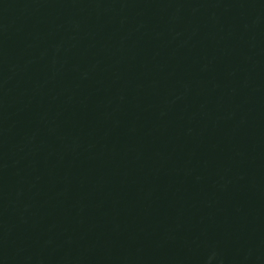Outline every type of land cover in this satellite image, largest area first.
I'll use <instances>...</instances> for the list:
<instances>
[{
  "label": "water",
  "instance_id": "95a60500",
  "mask_svg": "<svg viewBox=\"0 0 264 264\" xmlns=\"http://www.w3.org/2000/svg\"><path fill=\"white\" fill-rule=\"evenodd\" d=\"M0 264H264V0H0Z\"/></svg>",
  "mask_w": 264,
  "mask_h": 264
}]
</instances>
